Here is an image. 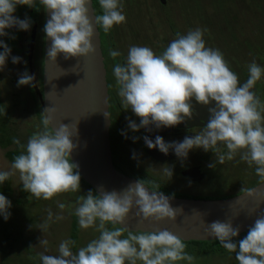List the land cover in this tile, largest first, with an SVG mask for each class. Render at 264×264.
I'll list each match as a JSON object with an SVG mask.
<instances>
[{
    "label": "clouds",
    "instance_id": "obj_1",
    "mask_svg": "<svg viewBox=\"0 0 264 264\" xmlns=\"http://www.w3.org/2000/svg\"><path fill=\"white\" fill-rule=\"evenodd\" d=\"M91 0H39V5L50 12V19L44 32L51 39L48 57L55 61L63 53L65 59L87 57L95 52L93 38L94 26L89 18L87 5ZM102 14L95 15V27H102L108 33L114 25L126 22L121 0H98ZM37 0H0V36L9 35L6 29L17 27L28 31L30 18L14 16L17 5L36 7ZM206 29L196 28L187 34L177 33L166 49L157 54L147 46H131L124 64H117L114 76L121 104L139 117L140 123L129 120V128L155 126L175 127L191 119L195 101L215 107L209 108L210 119L201 131L192 137L185 136L183 141L165 142L156 136L155 141L144 137L148 148H158L164 154L174 151L178 158L186 159L189 151L202 148L215 154V163L223 165L233 160L237 154L249 167L255 165V174L264 182V102L254 91L258 81L264 76V67L255 61L248 65V79L240 82L239 76L230 68L223 53L218 49L206 47ZM13 39L15 37H12ZM0 71L6 66L11 48L0 40ZM121 53L109 49L113 59ZM20 57H12L19 63ZM35 77L25 71L18 80V86H32ZM79 83V82H78ZM72 87V86H70ZM45 113V110L43 111ZM108 113V112H107ZM108 117V114L106 115ZM46 115L42 121L43 129L34 133L27 141L26 150L14 158L11 169L0 171V184L19 173L23 189L35 198L50 200L61 193L80 191L81 175L78 165L70 159L77 147L73 137L77 129L61 124L53 129ZM122 134H124L122 132ZM127 138V137H126ZM136 137H133L135 141ZM20 144L19 140H14ZM226 149V151H224ZM135 158V156L133 157ZM163 174L171 180L172 168L165 166ZM151 183L153 188L146 186ZM155 182L138 180L122 192L89 190L86 196H79L74 215L81 229L93 228L99 233L86 246L75 252L74 240L65 239L58 246V255L39 253L42 264H177L187 261L193 264L195 257L186 252L184 239L168 230L130 231L121 225L136 207L141 222L152 219L160 222L175 221L182 207H172L170 198L156 189ZM250 197L260 198L254 189H244ZM11 201L0 194V215L7 220L11 213ZM58 207L63 210L65 205ZM63 220L62 215L48 211L47 220L40 225L46 231L49 224ZM119 225L108 228L107 225ZM208 234L219 241L229 253H235L238 264H264V214L257 216L254 225L249 227L246 236L240 235L239 227H233L232 220L214 221L208 224ZM125 232L127 236L125 237ZM124 237V238H122ZM39 245L47 251L48 240L41 239Z\"/></svg>",
    "mask_w": 264,
    "mask_h": 264
},
{
    "label": "flooded vegetation",
    "instance_id": "obj_2",
    "mask_svg": "<svg viewBox=\"0 0 264 264\" xmlns=\"http://www.w3.org/2000/svg\"><path fill=\"white\" fill-rule=\"evenodd\" d=\"M152 1L154 2L155 0ZM94 2L93 0L92 4ZM156 2L160 7V11L156 10V18L158 20L156 21L157 24L155 27L150 26L145 15L141 13L142 11L140 12V9L146 6L144 2L134 7L132 16L123 12L126 15V22L120 25H114L108 33H105L103 28L98 26L107 82L110 120L109 140L112 164L117 171L131 179L155 182L161 186L160 189L156 190L171 198L224 200L243 194L244 192L241 191L242 188L251 189L262 182L260 180H254L253 185L247 186L250 178L255 175L256 166L249 167L247 162L240 160L239 154L233 160H226L221 165L224 171L229 169L228 178L224 179L222 172L221 177L213 181L208 172L205 173L202 170L203 168L200 167L199 158L201 154H205L202 148L190 150L188 157L181 159L172 150H169L168 154H164L158 148H148L144 140V137H148L154 142L156 136H161L165 142L171 143L173 141L181 142L185 136H194L196 132L201 131L208 123L211 115L209 108L215 107L214 101L209 105H201L193 98L191 101L194 108L192 118H186L184 123L175 127L156 129L155 126H149L151 128L150 131L146 128H140L139 131H132L128 126L129 120L139 124L140 119L130 108L126 110L121 104L113 72L114 67L117 64L122 65L125 63L128 50L133 45L147 46L152 48L155 53L160 54L173 39L177 38L178 25H176L174 18L168 16H172L169 13L172 1L164 0V3H162L161 0H156ZM96 5L95 8L93 7L95 15L102 14L99 2ZM174 6L177 10L178 8L175 3L173 4ZM13 15L22 20L26 17L30 18L31 27L28 31L12 27L5 30L9 35L0 36V40L4 41L11 48L6 66L3 71H0V152L4 151L2 158L10 169L14 158L22 151L21 146H24V150H26L28 141L26 139L28 135L22 136L19 124L12 120V111L21 106L26 107L28 105V99L25 98L24 94H28L31 97L32 103H35L34 115L36 118L38 115L36 107L39 106L41 108L34 86L38 89V92L42 93V67L44 57L43 29L45 26L44 8L39 5V0H37L36 7L17 5ZM176 17L177 21H179V16L176 15ZM179 33H181L180 30ZM12 37L15 38L13 39ZM29 47H31V51ZM109 49L119 51L121 55L113 59L109 56ZM0 52H3L2 47H0ZM14 56L21 58L19 63L12 62V57ZM227 61L229 62V60ZM244 64L246 63L240 64L235 68V73L239 76L241 84L247 81L249 75L248 65L245 66ZM25 71L35 77L32 86H18V80ZM253 90L256 91L261 101L264 102V96L258 94L256 87ZM9 110L11 111L9 112ZM6 129H10L9 133L6 132ZM133 137L138 139L134 141ZM14 140H19L20 144H16ZM116 141L121 146L118 153L114 154L113 150L117 144ZM134 156L135 158H133ZM166 165L171 167L173 171V176L169 181L163 174V168ZM7 181L2 188L0 187V193L7 194V197H9V194L6 193L9 184H7ZM21 185L19 184V186ZM146 186L150 188V191L153 188L151 183H146ZM27 195L33 196L29 192ZM31 199L28 201L30 205H34L36 201H43L45 203L54 201L53 198L44 200L43 198L37 199L34 196Z\"/></svg>",
    "mask_w": 264,
    "mask_h": 264
},
{
    "label": "water",
    "instance_id": "obj_3",
    "mask_svg": "<svg viewBox=\"0 0 264 264\" xmlns=\"http://www.w3.org/2000/svg\"><path fill=\"white\" fill-rule=\"evenodd\" d=\"M161 2L164 3V0ZM87 7L95 30V52L87 57L69 59H65L64 54L60 53L52 61L47 55L51 39L44 32L42 93L35 86L34 89L43 118L46 115L49 117L54 130L61 124L69 125L73 130L76 126L77 135L73 137V143L77 147L70 159L78 165L81 180L95 194L99 191L122 192L136 180L123 175L112 164L107 82L92 0ZM44 14L46 24L50 19V12L44 9ZM29 49L31 51V47ZM251 189L261 194L259 199L245 193L224 200L169 197L172 207L183 209L182 212L178 209L175 221L166 219L157 222L149 219L141 222V218L137 216L139 210L133 207L121 226L133 232L166 229L184 239L185 243H211L218 240L206 231L208 224L217 220H232L233 227H239L241 236L254 225L258 215L264 214V182Z\"/></svg>",
    "mask_w": 264,
    "mask_h": 264
},
{
    "label": "rangeland",
    "instance_id": "obj_4",
    "mask_svg": "<svg viewBox=\"0 0 264 264\" xmlns=\"http://www.w3.org/2000/svg\"><path fill=\"white\" fill-rule=\"evenodd\" d=\"M171 1L172 4H170V9H168L172 16H168L174 18L176 25H178V29L181 31L180 34H187L189 30H194L196 28L206 29L203 37L206 46L214 49L218 48L223 53L224 58L229 60V66L234 72L235 68L240 64L246 63L244 65L247 66L253 61L261 67H264V0ZM143 2L146 6H143L140 12L142 11L141 13L145 15L150 26L155 27L157 24L156 21L158 20L156 18V10L160 11V7L156 0L154 2L152 0H121V3L124 5L123 12L132 16L134 7H137ZM174 3L178 8L177 10L175 6L173 7ZM176 15L179 16V21H177ZM209 16L214 17L215 22L218 21L223 24L219 26L218 23L208 18ZM178 29L177 33H179ZM258 39H263V41H257ZM255 87L258 94L264 96V76L256 83ZM24 96L28 99V105L13 110L11 118L19 124L22 136L28 135L26 138L28 140L34 133L40 130L42 123L34 115L35 103H32L31 97L28 94H24ZM11 110H9V112ZM9 131L10 129H6L7 133H9ZM116 143L113 150L114 154L118 153L121 146L118 141H116ZM203 152L205 154H201L199 158V164L200 167L203 168L202 170H204L205 173L208 172L213 181L219 179L222 172L224 179H227L229 169L224 171L222 166L218 163H216L214 168L208 167L209 164L215 163L216 157L211 151L205 152L203 150ZM3 153L4 151L0 152V158L1 155L3 156ZM1 163L4 166L2 159H0V164ZM8 170H10V168L7 166L2 169V171ZM254 180L259 181V177L256 174L254 177L250 178L247 186L253 185ZM6 181L0 184L1 188L5 185ZM7 184L8 189L6 193L9 194L12 205L8 211L11 213L12 221L6 220L8 222H1L0 229L7 223L11 226L8 228L9 230L21 224L19 227L21 232L18 234L22 236L23 240L17 238L12 242V246L16 243L17 247H23L25 251L27 250L30 257L19 264H42L38 255L42 252L45 255H58V246L60 242L69 239L70 233L76 228L74 224L77 226L76 231L86 244L98 237L99 233L93 228L86 230L81 229L78 224V219L74 215L75 207L78 206V197L86 196L88 193L85 187L80 186V191L76 193L68 192L58 194L53 197L54 201L50 203L36 201L34 205H30L27 202L32 200L31 198L33 196L27 195V198L23 199L24 189L23 185L19 186L22 182L19 179L18 173L10 177ZM60 203L65 205L63 210L58 207ZM48 205L50 206L47 207ZM49 210L52 211L54 217L59 214L62 215L64 219L60 221H55L54 219L53 222L49 224L47 230L43 231L40 229V225L47 220ZM2 216L3 215H1L0 220L4 221L5 219ZM107 227L111 229L116 226L108 224ZM14 232L16 233L17 229ZM246 234L247 232L244 236H246ZM124 235L126 237L127 232H125ZM41 239L48 240L47 251H45L43 245H39ZM21 243H23V245ZM186 245V252L195 257L193 264H238V261L235 259V253L227 252L220 243L209 244L206 247L194 246L191 244ZM1 257L2 254L0 251V264H9L4 258L1 259ZM138 264H140V262H138ZM177 264H188V262L180 261L177 262Z\"/></svg>",
    "mask_w": 264,
    "mask_h": 264
},
{
    "label": "trees",
    "instance_id": "obj_5",
    "mask_svg": "<svg viewBox=\"0 0 264 264\" xmlns=\"http://www.w3.org/2000/svg\"><path fill=\"white\" fill-rule=\"evenodd\" d=\"M94 1L95 2L93 3V7L95 8V6H97L96 4L98 3V0H94ZM208 18L212 19L215 22V18L214 17L209 16ZM215 23H218L219 26H221L223 24L222 22H218V21H216ZM260 40L263 41V39H258L257 41H260ZM40 109L41 108L39 106L36 107V110L38 111L37 112L38 115L37 114L36 115H37V119L40 120L41 123H42L44 118H43L42 109H41V112H40ZM40 129L41 130L43 129V124H41ZM81 186L85 187V189L87 191H89V190L93 191L82 180H81ZM93 193L95 194L94 191H93ZM0 194H2V193H0ZM27 194H28V192L24 190L23 199L27 198ZM2 195H4L9 200V197H7L8 196L7 194H2ZM0 217H1V215H0ZM7 220L11 222L12 221V216L10 215V217ZM5 221L6 220H4V221L0 220V223L1 222L4 223ZM8 221H6V222H8ZM74 225H75L76 228L73 229L72 232L69 235V239L70 240H74L76 242L75 246L73 247V251H75L79 247L86 246V243L83 242V239L80 237V235L76 231L77 230L76 224H74ZM109 225H111V224H109ZM14 226H17V225H14ZM20 226H21V224L19 226L15 227V228H13L12 230H9L8 228H10L11 226L7 223V224H4L3 227L0 229V251H1V254H2L1 259L4 258L7 261V263H9V264H19V263L23 262L24 260H26V259H28L30 257V255L28 254L27 250L25 251V249L23 247H21V246L17 247L16 243L12 246V242H14L17 238L18 239H22V236H19V234H18L19 232H21L20 229H19ZM112 226H115V225H112ZM116 227H118V226H116ZM16 229H17V232L15 233L14 231ZM244 234L239 236L237 239H242L244 237ZM217 243H219V241H216V242H213V243L212 242L211 243H208V242L207 243H203V242H189V243H186V244H191V245H194V246L206 247L209 244H217ZM21 244L23 245V243H21Z\"/></svg>",
    "mask_w": 264,
    "mask_h": 264
},
{
    "label": "crops",
    "instance_id": "obj_6",
    "mask_svg": "<svg viewBox=\"0 0 264 264\" xmlns=\"http://www.w3.org/2000/svg\"><path fill=\"white\" fill-rule=\"evenodd\" d=\"M0 159H2V162H3V164H4V166L2 165V163L0 164V171H2V169L5 167V166H7L8 167V165H7V163L4 161V159L2 158V155H1V158ZM9 168V167H8ZM8 182H9V180H8ZM9 200H10V198H9Z\"/></svg>",
    "mask_w": 264,
    "mask_h": 264
}]
</instances>
